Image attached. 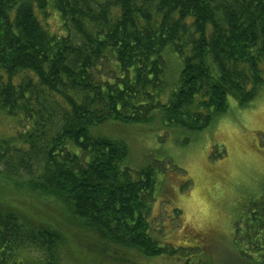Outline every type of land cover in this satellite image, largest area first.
I'll return each instance as SVG.
<instances>
[{"label":"trees","instance_id":"obj_1","mask_svg":"<svg viewBox=\"0 0 264 264\" xmlns=\"http://www.w3.org/2000/svg\"><path fill=\"white\" fill-rule=\"evenodd\" d=\"M262 88L264 0H0V115L14 122L0 137V264H62L64 235L32 198L106 244L181 252L148 232L166 161L153 149L132 168L126 142L93 130L188 144L228 98L244 108ZM253 197L231 222L237 264H264V189Z\"/></svg>","mask_w":264,"mask_h":264},{"label":"rangeland","instance_id":"obj_2","mask_svg":"<svg viewBox=\"0 0 264 264\" xmlns=\"http://www.w3.org/2000/svg\"><path fill=\"white\" fill-rule=\"evenodd\" d=\"M51 23L52 29L58 28L56 19ZM9 123L14 122L0 115V137L14 131ZM139 127L143 126L114 123L93 132L126 142L132 168L145 164V155L149 157L153 149L158 159L166 161V180L152 203L148 232L159 245L182 248L181 252L173 257H144L106 244L61 215L59 208L32 198L39 213L54 221L64 235L62 264H237L238 235L231 222L244 211L248 195L255 198L264 189V88L244 108L228 98L226 113L192 134L188 144H181L183 135L178 133L159 131L154 136ZM157 178H162L160 171ZM186 182L187 189L180 190Z\"/></svg>","mask_w":264,"mask_h":264}]
</instances>
